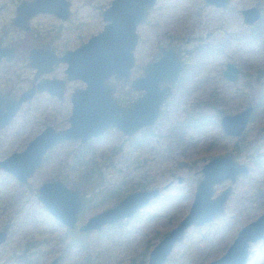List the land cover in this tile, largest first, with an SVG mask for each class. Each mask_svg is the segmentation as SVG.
<instances>
[{"label": "rangeland", "instance_id": "rangeland-1", "mask_svg": "<svg viewBox=\"0 0 264 264\" xmlns=\"http://www.w3.org/2000/svg\"><path fill=\"white\" fill-rule=\"evenodd\" d=\"M110 1L70 0L76 27L72 44L85 42L101 30V12ZM250 7L264 15V0H231L225 9L207 6L203 0H156L146 20L137 27L134 70L140 71L160 48L172 47L180 51L190 67L197 63L196 80L185 82L183 77L175 84L163 108L167 117L163 123V116L158 120L144 148L132 151L136 143L147 139L148 133L142 132L129 141L113 139L115 135L111 134L95 144L94 150L92 146L80 150L94 162L93 168L99 174L88 185L80 180L81 184H76L79 176L71 173L65 162L59 163L63 155L71 153L67 158L71 164L78 150L75 145L54 151L26 185L17 184L0 171V231L6 233L0 245V264H20L19 255L23 253L26 256L21 264L35 258L37 264H48L54 257L62 259L59 264H74L80 253L72 248L62 254L58 241L65 229L35 198L42 182L65 175L67 185L86 193L77 226L112 204L100 203L109 186L123 189L124 184L127 188L139 182L145 187L133 188L140 190L169 183L157 200L122 221L109 237L98 238L91 233L84 241L85 264H125L131 258L135 264H143L151 246L185 215L201 178L202 165L215 156L237 152L238 156L233 157L248 167V174L232 185L223 214L200 227L189 228L164 264H207L225 251L242 226L264 212V21L254 27L244 26L239 11ZM9 15L0 16V26H5ZM199 44L208 48L203 56L192 49ZM227 62L240 71L234 83L221 77ZM210 94L217 96L212 108L204 105ZM246 106H251L253 112L245 131L239 138H225L219 117ZM16 128L0 131V160L21 150L31 138L30 130ZM173 128L176 130L172 134ZM229 185L226 181L214 187L212 197ZM15 194L18 199L11 201L10 196ZM246 264H264V243L249 246Z\"/></svg>", "mask_w": 264, "mask_h": 264}, {"label": "water", "instance_id": "water-1", "mask_svg": "<svg viewBox=\"0 0 264 264\" xmlns=\"http://www.w3.org/2000/svg\"><path fill=\"white\" fill-rule=\"evenodd\" d=\"M34 1L37 4L42 2ZM229 1L203 0L205 5L215 9L226 7ZM155 2L156 0L110 1L101 13L104 22L102 30L58 60L66 63L68 79L84 83V89L72 95L69 126L57 132L50 128L43 130L24 150L0 160L1 172L24 185L41 164L46 151L61 142L78 141L83 144L88 139L101 136L107 129H116L122 135L130 137L139 129L153 125L158 117L159 106L169 93L168 86L160 89L159 84L175 81L181 70V64L172 49L164 50L156 62L147 64L143 77L132 82L133 90H143L144 93L129 107L122 108L114 103L110 94L113 87L106 82L110 78L128 80L133 66L132 51L137 40L135 30L145 21ZM23 6L24 4H20L17 7V15ZM43 11L50 10L43 7L35 9V13ZM240 14L242 23L247 27L253 26L260 19V11L255 7L244 9ZM6 55L5 48L0 47V59ZM237 76L238 69L234 64H227L222 77L227 82L234 83ZM3 99L4 97H0V129L9 123L24 100L20 98L13 103H6ZM251 113L252 108L246 107L233 115L221 116L218 123L221 134L239 138L248 125ZM200 174L201 178L194 188L187 212L152 246L145 264H164L189 228L200 227L222 215L232 185L239 177L248 174V168L232 155H220L204 163ZM180 181L177 180L178 183ZM226 181L230 185L212 197L214 187ZM168 185L169 183L160 188L130 192L117 203L87 218L78 227V215L83 203L77 190L67 188L58 180L44 182L37 189L36 200L60 227L70 231L77 229L79 233L87 235L131 219L157 199ZM5 239L6 233L0 231V245ZM257 242L264 243V212L242 226L225 251L207 264H246L249 246ZM48 264H57V259Z\"/></svg>", "mask_w": 264, "mask_h": 264}, {"label": "flooded vegetation", "instance_id": "flooded-vegetation-1", "mask_svg": "<svg viewBox=\"0 0 264 264\" xmlns=\"http://www.w3.org/2000/svg\"><path fill=\"white\" fill-rule=\"evenodd\" d=\"M230 1L226 7L229 6ZM20 4H24V6L20 9L19 15H17L16 9L17 7H19ZM38 4L34 0L0 1V16H2L3 13L8 15L10 14L9 17H7L8 19L6 21V24L4 23L5 26H0V47L5 48V51L7 53L6 57H2L0 59V97H4L3 101L6 103L8 102L13 103L14 101H18L20 98L24 99L23 101H21L12 119L9 121L7 125L2 127L0 131L15 126L17 127L16 130L17 129L24 130L25 128H27L28 130H30V132H32L31 138L26 142L24 147L21 150L11 152L10 154L18 153L24 150L27 144L34 137H36L38 134H40L43 130L47 128H50L55 132L66 129L69 126V116L71 114V110L73 107V104L71 102L72 95L76 91H81L84 89V83H82L80 80L68 79L67 74L65 72L67 68L66 63L62 61H58L59 58L63 57L66 53L73 52L75 49H77L79 46H81L83 43L86 42V41L80 42L77 45L72 44V42L74 41L76 27L73 25V21L71 19L72 4L70 0H42V2H39ZM40 7H43L46 10H50V11L35 13V9ZM226 7L222 9H225ZM241 11L242 10L239 11V14ZM261 17L262 14L260 11V19ZM260 19L256 22V24H254L251 27L258 25L260 23ZM135 31H137V28ZM136 36H137V32H136ZM137 40H138V36H137ZM137 40H136V45H137ZM136 45L132 51L133 66L130 69L128 80L123 81L122 79L115 80L113 78H110L106 82L113 87V90L110 93L111 98L114 101V103L119 107L122 108L129 107L138 98L142 97L144 91L133 90L131 88V84L135 80L143 77L145 66L147 64L156 62L164 50L172 49L181 64V70L175 81L170 82L168 84L165 83L159 84L160 89H162L165 86H168L169 93L162 102V104L159 106L158 117L156 121L153 123V125L139 129L130 137H126L122 135V133L116 129H107L101 136L88 139L83 144H80L78 141L61 142L46 151V153L42 157L41 164L39 165L37 170L41 167L43 162L47 160L48 156H50L54 151H57L58 148L61 146L75 145L78 150L75 152L74 155L76 154L85 155L79 151L90 146H92L91 149L94 150L95 144H100L101 141H104L105 137L110 136L111 134L115 135L113 136V139L115 138L116 140L122 139L125 141H129L133 139L138 133H142V132L148 133L147 136L148 140L146 139L144 141L145 143L144 142L136 143L132 151H136L137 149L144 148L148 144L149 138L151 137L150 133L154 130L155 125L158 123V120H160L161 117L163 116L164 118L162 119V123H163V121L167 117L166 114L165 116L163 114V108L166 102L168 101V99L172 96L173 88L175 84H177L180 80H183V77H185L184 78L185 82L189 80L190 81L196 80L195 76L197 75L198 66H196L197 63H194L193 67H190L189 63L186 61V59H184V57L182 56L179 50L177 51L172 47H167L164 49L160 48L159 52L157 53V55H155V57L152 60L143 64L140 71H135L134 50L136 48ZM192 49L198 51L201 56L207 53L208 50V48L203 44H199ZM187 52L188 51H186V53ZM227 64H234V63L227 62L224 64L223 69L221 71V77H222V72L224 71L225 66ZM234 66L238 69V67L235 64ZM239 73L240 71L238 69V76ZM210 96L213 95L211 94L208 95V97ZM246 107H251V106H246ZM246 107L242 108L241 110L245 109ZM252 112H253V108H252ZM223 115H233V114H222L221 116ZM251 115H250V119H251ZM171 132H175V128H173ZM225 138H232V137H225ZM10 154H8L6 157H8ZM70 155L73 154L67 153L62 157L68 158L70 157ZM224 155H232V154H224ZM4 158H2L1 160H3ZM37 170H35V172ZM54 180H58L62 182L69 189L77 190L81 195L83 208H84V205L86 203L85 196L81 193L80 190L70 187L60 179L56 178ZM54 180H50L46 182H51ZM43 183L44 182H42L39 186H41ZM38 187L35 190V195L37 193ZM82 210L80 214L82 213ZM80 214L78 215V220ZM72 232L80 235H85L79 233L77 229L72 230ZM22 255L26 256L25 253H23ZM55 258L56 257H54L53 259ZM56 259H57V264H59L62 260L59 257H57Z\"/></svg>", "mask_w": 264, "mask_h": 264}, {"label": "trees", "instance_id": "trees-1", "mask_svg": "<svg viewBox=\"0 0 264 264\" xmlns=\"http://www.w3.org/2000/svg\"><path fill=\"white\" fill-rule=\"evenodd\" d=\"M263 21H264V15H262V17L260 19V23L263 22ZM215 97L216 96L207 97V99L204 102V105L206 107H208V108L209 107L212 108V105L216 101ZM216 113L220 114V113H222V111H217ZM219 137H222V135L220 134ZM176 139H177L176 143L179 144V134L176 137ZM233 154H234L233 155L234 157L238 156L237 152H234ZM86 158H87L86 155L76 154V155H74L71 164L67 163V157H64L59 162L60 165L65 162V167L68 168V170L71 173L76 174L77 176H79L78 182H76V184H78L79 180H80V181H82V183L84 182V183H86L88 185V184H90L91 181L96 180L98 178V176H99L98 171L94 170V168H93L94 162L91 159H89V158L86 159ZM64 177L67 178V175H65V176H63V177H61L59 179L62 180V181H65ZM79 184H81V183H79ZM138 185H141L142 186L141 188L145 187V185H142L139 182H137L135 184H130V185L127 186V188H125L126 184H124V188L123 189L121 187H119V186H114V187L113 186H109L108 188L106 187L107 191H108L107 195L105 197L101 198L100 203H102V204H104V203H106V204H109V203L115 204L124 195H126L129 192L134 191L135 188H133V187H136ZM74 188L77 189V187H74ZM78 190H80V189H78ZM80 191H81V193L83 195H86L85 192L83 193L82 190H80ZM18 197L19 196L17 194H15L13 196H10V200L11 201H16L18 199ZM120 224H121V222H119V223H117L115 225H112V226L104 227L100 232L94 233L93 235L98 237V238L109 237L111 234H113L115 232L113 230H118L117 228L119 226H121ZM74 235H76L77 237H75ZM89 236H91V234L90 235H80V234H76V233H74L72 231L65 230L61 234V237H59V241H58V244L62 247V254H64L65 252H67V254H68L72 248H76L78 250V253H80V254L76 255L77 259L73 260L74 264H85V259H82L84 254H82V253H84V250H85L84 241ZM78 238H80V240H78ZM68 256H70V255H68ZM19 257H20L19 258V261H20L19 263L21 264V263H23L22 257H25V256H23L21 254V255H19ZM146 257H147V255H146ZM145 262H146V260L143 262V264H145ZM37 263H38L37 258H35V260L26 261V264H37ZM125 264H135V263H134V260L131 258Z\"/></svg>", "mask_w": 264, "mask_h": 264}]
</instances>
